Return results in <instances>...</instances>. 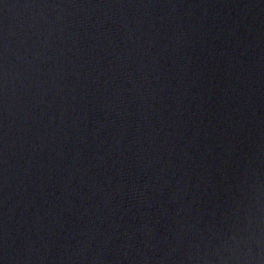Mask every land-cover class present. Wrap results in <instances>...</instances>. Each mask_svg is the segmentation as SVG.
Listing matches in <instances>:
<instances>
[{"label": "water", "instance_id": "obj_1", "mask_svg": "<svg viewBox=\"0 0 264 264\" xmlns=\"http://www.w3.org/2000/svg\"><path fill=\"white\" fill-rule=\"evenodd\" d=\"M0 264H264V0H0Z\"/></svg>", "mask_w": 264, "mask_h": 264}]
</instances>
